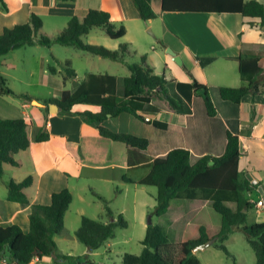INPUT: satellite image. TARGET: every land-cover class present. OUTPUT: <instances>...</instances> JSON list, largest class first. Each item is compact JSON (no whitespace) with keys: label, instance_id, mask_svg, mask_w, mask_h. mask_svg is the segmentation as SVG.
Wrapping results in <instances>:
<instances>
[{"label":"crops","instance_id":"0c3cea01","mask_svg":"<svg viewBox=\"0 0 264 264\" xmlns=\"http://www.w3.org/2000/svg\"><path fill=\"white\" fill-rule=\"evenodd\" d=\"M257 1L264 2V0ZM37 2L43 8L51 9L52 12H61L63 18L61 30L75 15L83 18L90 9L108 11L116 26L126 27L125 36L109 40L100 33L102 29L92 28L84 38L88 37L89 43L103 44L113 50L127 43L130 49L129 55L133 52L137 53L139 60L141 55H146L155 73L165 74L171 95L184 106V110H174L166 101L156 98L151 104L158 107L159 112L146 114V117H150L149 121H146V117L142 120L132 113L121 112L117 117L109 115L102 122L103 126L114 132L129 133L149 139L148 148L141 150L102 136L97 123L85 121L81 116L64 115L60 109L58 112H51L49 108L47 112L46 101L41 105H36L33 101H24L22 104L24 110L20 117L29 124L28 130L32 141L27 150L16 154L17 165L5 164L12 166L14 175L15 169L24 171L23 177L19 180L13 175L10 179L21 182L32 176V184L25 189L31 204L48 205L52 201L54 192L69 188L73 194V201L66 212L65 223L68 212L74 208L76 197L79 205L75 210V218L81 220L82 216L86 215V206L93 205L99 208L92 203L94 199L88 194V189L93 188L92 184L95 182L102 183L110 190L117 181H125L123 177L125 174L144 168L146 171L142 176L131 178L138 182L149 173L150 161L166 156L175 148L188 149L192 163H196L207 154L221 156L226 151L229 131L240 137L242 153L239 161L240 170L251 181L264 183V94L259 93L255 96L247 94L240 103L224 100L220 94V88L223 86L249 85V81L240 73V58H259L262 71L258 76L257 84L262 86L264 83V25L259 18L244 16L237 12L166 11L162 6L163 0H152L156 18L145 21L141 18L133 0H37ZM97 39H102V42H97ZM243 43H253L258 46L256 50L244 49ZM156 44L161 46L160 50H157ZM171 50L177 53L181 63L175 60L170 53ZM128 57L129 62L139 61H131ZM207 58L211 59L206 61ZM96 62L106 69L90 70L87 74L92 72L116 76L118 100H123L124 79L131 74L128 65L114 60L109 62L106 59H98ZM64 77L65 86L70 77ZM73 77L77 78V73ZM193 78L208 85L217 109L215 116L208 114L203 97L193 89ZM81 81L69 90H75ZM60 97L61 95L55 98ZM74 110L99 112L101 106L81 103L74 106ZM43 127L50 137L46 141L38 142L34 140V134L37 129ZM114 172H117L115 176L112 175ZM2 184L7 185V182L5 184L2 181ZM94 193L104 196V192L101 191ZM7 196L8 188L3 198L4 211H0V225L18 224L24 231H28L31 206L10 201ZM259 198L258 195L257 199ZM201 201L203 205L206 202ZM203 205L201 204L189 218L188 214H178L174 222L182 228V232ZM254 209L257 215H261L259 219H263L258 221L257 218L255 221H264V209L256 206ZM135 210L136 218L146 236L148 224L145 218L148 212L144 211V207L139 208L137 205ZM124 211L119 209L118 213L123 214ZM101 220L111 221L109 218ZM140 238L142 241L145 237ZM55 240L59 250L65 254L56 236ZM199 250L201 249L195 254L202 264H214L210 254L206 256L204 262L197 255ZM84 253L87 252H83V255ZM65 255L70 256V253ZM234 258L235 264H238V258L236 256ZM29 264L58 263L53 257L44 256L34 258Z\"/></svg>","mask_w":264,"mask_h":264},{"label":"trees","instance_id":"16d2710c","mask_svg":"<svg viewBox=\"0 0 264 264\" xmlns=\"http://www.w3.org/2000/svg\"><path fill=\"white\" fill-rule=\"evenodd\" d=\"M0 1L7 9L6 1ZM133 2L143 20L156 18L152 0H133ZM162 6L166 11L237 12L244 16L259 18L264 25V2L257 0H163ZM42 28L43 20L36 12H31L27 22L5 26L0 33V56L24 45L39 44L51 47L54 44H63L103 58L124 62L131 71V74L124 79L123 100H118L116 76L90 72L75 90L63 89L60 98L46 101L47 112L49 104L56 103L64 115H78L85 121L97 123L102 136L123 142L133 148L146 150L149 139L129 133L114 132L103 126L102 122L109 115L117 117L121 112H129L145 120L146 114L159 112V108L151 104L156 98L166 101L174 110H184V106L171 95L165 74L155 73L146 55H141L137 62H129L127 56L130 54V49L127 43L112 50L83 40L92 28L103 29L112 39L125 36L126 27L116 26L108 11L90 9L83 18L75 15L56 34H47ZM257 46L253 43L242 44L244 49L256 50ZM210 59L207 58L206 61ZM239 64L240 73L249 81V85L220 88L221 97L234 103H240L247 94L253 96L264 94V83L262 86L257 84L258 76L262 71L259 58H240ZM49 69L54 74L58 72L55 66H50ZM75 75L76 71L67 67V76ZM64 81H66L65 77ZM192 87L203 97L208 114L215 116L217 109L208 85L193 78ZM5 94L21 98L26 102L35 99L28 93L13 90L0 73V96ZM81 103L98 104L101 110L99 112L74 110V106ZM28 127L29 124L21 117L0 118V179L4 175V164L17 165L16 154L30 147L32 140ZM49 137L44 127L37 129L34 134V140L38 142L46 141ZM241 155L240 137L229 131L226 151L221 156L207 154L196 163H192L188 149L175 148L166 156L150 161L149 173L140 181L136 182L124 177L128 183L157 187L156 204L152 212L153 224L148 225L146 236L142 240L140 264H202L195 252L209 244H214L226 255L234 257L224 241L237 231H242L246 235L255 252L256 263L264 264V221H249V212L255 207V203L250 201L255 186L239 168ZM32 182V176L21 182L13 179L7 181L8 200L19 202L23 206H31L30 228L24 231L18 224L0 225V262L5 258L9 264L12 262L29 264L36 257L50 256L59 264L70 257L59 250L55 236L67 234L65 215L73 201V194L69 188H64L52 194V201L48 205L31 204L25 189ZM94 194L104 202L111 221L104 222L86 215L82 216L76 236L89 252L97 250L108 239L113 238L117 226H127L123 215H116L105 196ZM197 200L206 202L186 224L183 232L172 219H167L171 212L175 213V219L178 218L179 213L188 214V204ZM168 248L169 253H164L163 250ZM79 261L81 264V260Z\"/></svg>","mask_w":264,"mask_h":264},{"label":"rangeland","instance_id":"374dc122","mask_svg":"<svg viewBox=\"0 0 264 264\" xmlns=\"http://www.w3.org/2000/svg\"><path fill=\"white\" fill-rule=\"evenodd\" d=\"M8 9H5L0 1V33L5 26H13L18 23L27 22L31 12H36L43 20L42 31L47 34H56L63 26V18L60 11L52 12L49 8H43L37 0H5ZM101 29V28H99ZM103 30V29H102ZM109 40L112 39L104 30L101 31ZM88 37H83L87 43ZM97 42H102V39H97ZM113 41V40H111ZM93 44V43H91ZM105 46L103 44H100ZM157 50L161 46L156 44ZM106 48H109L105 46ZM150 48V47H148ZM111 49V48H109ZM113 50V49H112ZM150 50V49H148ZM163 53V52H162ZM133 54V55H132ZM128 55L131 61L139 60L137 53ZM58 59H56V58ZM101 58L97 55L87 53L79 50L74 46H67L63 44H54L51 47L35 44L24 45L16 50H11L9 53L0 56V73L7 79L8 85L20 93H28L35 97V100L42 103L52 98L61 95L64 89H72L78 81H81L88 71L104 70L105 66L96 62ZM50 66H55L58 70L56 74L52 73L49 69ZM67 67L73 68L78 77H70L64 86V76H67ZM24 100L13 95L5 94L0 96V118H18L22 115L24 108L22 107ZM37 105V104H36ZM12 166L5 164L4 175L0 179V211H4V196L7 193V185H3L2 181L6 182L13 175L18 180L23 177L22 170H17L16 174L12 173ZM146 171L144 168L132 170L123 177L136 178L142 176ZM114 172L112 175H116ZM263 182V181H262ZM264 186V183L262 184ZM93 188L88 189V194L93 197L94 205L86 206V216L95 219L109 218L104 202H102L94 192H104L105 198L108 200L110 208L116 213L119 209H124L122 214L127 221V226H117L114 229L115 236L108 239L100 248L93 252H89L87 247L78 240L76 231L81 225V220L75 218V210L79 205L78 198L76 197L74 208L68 212L65 223L66 235H56L60 248L65 254L70 253V257L62 260L59 264H80L88 261L86 264H140V254L143 249L141 241L145 237V233L139 225V220L136 218L135 205L139 208L144 207V211L148 212L145 221H148L149 215L152 214L156 204L157 187L153 185H140L135 183H128L125 181H117L116 185L110 190L102 183L92 184ZM106 192V193H105ZM103 194V193H102ZM259 193L256 189L251 195L252 198L257 199ZM96 198H95V197ZM203 202L197 200L189 203L188 218L191 214L198 209ZM148 210V211H146ZM257 211L252 209L249 213V221L263 220L259 219L261 215H257ZM97 216H100L98 218ZM175 213L171 212L167 216L168 220L175 219ZM192 218V217H191ZM174 233L175 230L173 229ZM74 238V239H73ZM231 253L238 258V264H257L256 255L246 235L242 231L234 232L230 235L229 239L224 241ZM206 247V248H205ZM200 248L197 255L204 260L210 254L214 264H235L236 259L232 256L226 255L222 250L215 248L213 244H209ZM83 252L85 255H83ZM164 253H169V248L163 250ZM174 252V250H173ZM172 255V252H170ZM81 263V264H82Z\"/></svg>","mask_w":264,"mask_h":264},{"label":"built area","instance_id":"2783aa9c","mask_svg":"<svg viewBox=\"0 0 264 264\" xmlns=\"http://www.w3.org/2000/svg\"><path fill=\"white\" fill-rule=\"evenodd\" d=\"M150 117H146V121H149ZM255 186L256 191L259 193L260 198L255 200L254 198L250 199L251 202L255 203V206L259 209H264V186L257 180L251 181ZM38 258V257H37ZM1 264H9L7 259L3 258ZM11 264H16L12 262Z\"/></svg>","mask_w":264,"mask_h":264},{"label":"water","instance_id":"95a60500","mask_svg":"<svg viewBox=\"0 0 264 264\" xmlns=\"http://www.w3.org/2000/svg\"><path fill=\"white\" fill-rule=\"evenodd\" d=\"M170 53L174 56V58H175V60H176L177 62H179V63L182 62L181 59H180V57L177 55V53H176L175 51L171 50ZM33 103H34V104H37V105H41V103L38 102L37 100H33ZM49 108H50V111H51V112H58L59 109H60L59 106H58V104H56V103H51V104H49ZM211 164H213V161H211ZM245 211H246V210H245ZM147 224H148V225L153 224V216H152V214L149 215V217H148V221H147Z\"/></svg>","mask_w":264,"mask_h":264}]
</instances>
